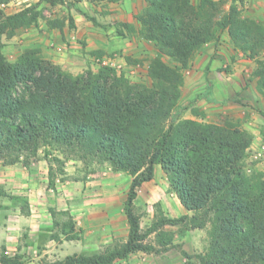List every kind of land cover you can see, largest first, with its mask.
I'll return each instance as SVG.
<instances>
[{
	"label": "trees",
	"instance_id": "obj_1",
	"mask_svg": "<svg viewBox=\"0 0 264 264\" xmlns=\"http://www.w3.org/2000/svg\"><path fill=\"white\" fill-rule=\"evenodd\" d=\"M48 1L68 4L67 0ZM146 2L136 15L143 28L125 26L156 46L149 65L150 85L133 83L109 65L74 74L36 47L24 49L10 61L0 47V159L5 165L29 166L30 157L50 146L132 176L124 202L127 240L101 253H75L47 264H114L136 252L159 254L176 246L174 233L165 230L167 225L205 228L209 224L208 249L198 254L182 249L184 264H264V172L247 169L253 134L230 121H205L206 113L199 109H193L197 118L174 116L184 71L207 44H218L226 30L234 48L257 62L254 76L264 95V23L244 16L235 0ZM42 16L36 5L15 13L0 8V34L12 38ZM70 25L75 27L73 16ZM127 60L137 61L131 56ZM23 154L26 160H21ZM157 165L192 215L173 218L161 210L153 224L143 229L136 200L141 186L155 177ZM49 175V186L54 188L52 168ZM62 226L67 240L80 238L72 216ZM154 234L152 242L149 237ZM52 237L60 235L54 232ZM0 263L31 261L2 254Z\"/></svg>",
	"mask_w": 264,
	"mask_h": 264
},
{
	"label": "rangeland",
	"instance_id": "obj_2",
	"mask_svg": "<svg viewBox=\"0 0 264 264\" xmlns=\"http://www.w3.org/2000/svg\"><path fill=\"white\" fill-rule=\"evenodd\" d=\"M67 1L68 4L57 5H51L48 0H8L0 3V8L7 13H15L31 5H36L43 13L37 24L19 29L17 35L12 38L0 34V47L6 57L10 61H15L24 49L36 47L42 50L45 58L74 74L83 73L88 69L97 71L100 66L96 59L99 57L116 58L117 64L120 65L119 71L130 81L149 85L152 83L149 65L151 59L156 56V46L138 34H132L125 26V24H133L137 30L143 28L136 15L145 9L146 0ZM242 12L244 14L243 9ZM71 16L75 19V27L70 25ZM53 23L57 26H53ZM120 31H123L124 35H121ZM85 49H89L87 53ZM90 49L104 53L92 55ZM204 50L195 57L191 67L184 71L182 97L174 116L197 118L193 114V109L201 111L203 109L206 113L205 121L218 124L230 121L249 130L254 139L249 150L247 169L249 172H264V95L258 90L257 78L254 76L257 62L247 59L242 51L236 49L231 59L228 49L223 51L217 48L209 66L205 68V75L198 80L194 79L193 83H196L194 85L191 83L188 87L187 77L193 75V69L198 70L197 65L203 64L201 59ZM128 56L137 61L129 62ZM261 58L264 60V53ZM236 70L238 73L234 74ZM21 160H26L25 154L21 156ZM29 160L30 165L35 163L37 165L39 160L46 161L44 167L53 169L55 187H49L53 189L52 193H61L60 198L63 202L67 199L66 195H69L76 205L89 202L98 208L109 203L115 211L122 210L131 177L129 174L114 172L107 163L87 162L76 154H69L50 146H43L38 155L30 157ZM0 162L4 163L2 159ZM16 164L25 166L22 162ZM50 169L48 175H42L47 178L44 179L47 185L51 178ZM88 182V189H83ZM85 190H88L87 194H84ZM169 191H172L170 183ZM0 193L2 196L7 195L5 190ZM161 210L167 217H172L160 202L153 204L149 211L147 209L137 211L142 217L143 229L153 224ZM55 213L54 221H58L59 225L54 224V232L60 237H65L62 234V225L72 214L67 210H59ZM72 218L74 221L73 216ZM92 219L96 220L98 217L93 216ZM210 227V224L205 228L167 225L165 230L174 233L176 246L159 254L136 252L114 264H184L182 249L193 254L206 252ZM75 232L79 234L76 230ZM149 240L155 242V234L151 235ZM118 244H121V240L116 239L108 247L89 249L87 255L104 252Z\"/></svg>",
	"mask_w": 264,
	"mask_h": 264
},
{
	"label": "crops",
	"instance_id": "obj_3",
	"mask_svg": "<svg viewBox=\"0 0 264 264\" xmlns=\"http://www.w3.org/2000/svg\"><path fill=\"white\" fill-rule=\"evenodd\" d=\"M235 1L244 10V16L264 22V0ZM217 48L223 51L228 49L231 59L235 54L227 30L222 33L218 44H207L205 50L202 49L196 54L199 56L204 50L201 59L203 64L197 65L198 70L193 69V75L187 77L188 87L191 83L192 85L196 83H193L194 79L198 80L205 75V68L209 66ZM88 50L85 49V53ZM237 73L236 70L234 74ZM44 162L46 163L39 160L37 165L35 163L29 166L5 165L0 162V192L5 190L7 194L2 196L0 193V256L18 254L29 259L31 264H45L75 253L88 254L89 249L108 247L116 239L121 240V243L127 240L129 224L124 211L126 198L122 210L117 211L109 203L98 208L89 202L76 205L69 195H66L67 199L63 202L60 198L61 193H52L53 189L44 182L47 178L42 175H48L50 169L48 166L44 167ZM131 180L132 176L129 178V186ZM88 186L89 182L83 189H88ZM87 193L88 190H85L84 194ZM158 202L172 217L191 214L182 205L176 193L169 191L168 175L161 165L156 166L155 177L145 182L139 189L136 211L145 209L149 211L153 204ZM59 210H67L72 214L75 230L80 235L79 239L52 237L55 231L54 214ZM93 216H97L98 219L93 220Z\"/></svg>",
	"mask_w": 264,
	"mask_h": 264
},
{
	"label": "built area",
	"instance_id": "obj_4",
	"mask_svg": "<svg viewBox=\"0 0 264 264\" xmlns=\"http://www.w3.org/2000/svg\"><path fill=\"white\" fill-rule=\"evenodd\" d=\"M96 62L100 67L102 65H109L115 67L118 72L121 73L118 69L120 68V65L117 64L116 58L99 57L98 59H96Z\"/></svg>",
	"mask_w": 264,
	"mask_h": 264
}]
</instances>
